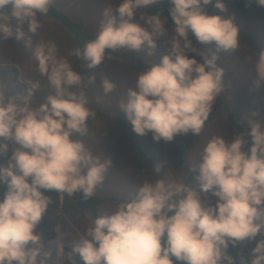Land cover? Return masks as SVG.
<instances>
[{"label":"clouds","instance_id":"obj_1","mask_svg":"<svg viewBox=\"0 0 264 264\" xmlns=\"http://www.w3.org/2000/svg\"><path fill=\"white\" fill-rule=\"evenodd\" d=\"M55 0H0V41L14 38L31 48L40 76L48 82V94L35 108L33 97L39 81H29L22 103L0 93V264H50L45 237L37 226L52 203L45 192L54 191L85 201L96 195L106 180L112 161L94 155L82 137L86 121L95 118L88 107L83 77L70 57L94 69L121 50L153 56L157 39L168 35L167 19L147 14L162 0H119L105 8L93 38L61 56L53 41L32 45ZM172 22L170 50L138 71L118 108L138 136L171 142L178 135L198 137L223 91L224 68L220 53L239 47V28L233 17L209 15L212 5L226 12L224 0H168ZM252 2V0H249ZM264 8V0H254ZM8 8L9 11H4ZM39 14V15H38ZM14 20L15 25L10 21ZM137 20L143 22H137ZM27 25V34L22 30ZM214 45L207 54L194 46ZM110 50V51H106ZM194 54L189 56L188 54ZM200 56L202 62L195 57ZM255 87L264 82V49L255 54ZM89 76L87 84H93ZM105 96L117 84L102 77ZM256 115V113H253ZM154 166L151 175L134 193L120 200L112 211L90 220L69 254L82 264H237L228 254L255 242L247 264H264V124L248 119L246 132L226 139L213 136L200 151L196 171L198 187L166 180ZM215 198L210 202L208 194ZM63 198V195L60 196ZM261 239L256 240L257 236ZM174 258V259H173Z\"/></svg>","mask_w":264,"mask_h":264},{"label":"rangeland","instance_id":"obj_2","mask_svg":"<svg viewBox=\"0 0 264 264\" xmlns=\"http://www.w3.org/2000/svg\"><path fill=\"white\" fill-rule=\"evenodd\" d=\"M240 1V0H234ZM119 0H55L52 5L62 11L70 20L86 27L90 32V39L94 37L98 30L99 21L105 8L115 9ZM168 3V0H162ZM227 11L220 13L212 5L204 7V11L209 15H221L224 18L233 17L234 23L239 28L240 47L235 52L220 53L217 61L218 66L224 68L223 91L214 104L209 121L206 122L203 132L198 136L195 145L187 154L186 160L190 168L194 167L200 157V151L204 144L213 136L222 135L226 139L238 133L235 125H239L245 132L248 129V119L261 120L264 124V82L259 88L255 87L254 81L257 79L253 65L255 54L264 49V9L253 10L249 8H237L225 3ZM163 5L157 4L155 12H159ZM145 8V10H153ZM9 11L8 8H6ZM161 14V13H160ZM39 15V14H38ZM48 15V14H47ZM161 18L165 19L162 14ZM40 29L31 37L32 45L41 41H53L58 46L61 56L74 48L73 35L62 25L47 17H39ZM143 26V22L137 20ZM165 27L168 35L157 39V49L153 56L144 52L135 53L125 50L113 53L111 60H105L94 69H88L86 63L80 60V64L70 61L76 71L83 77L85 82V92L89 100L88 107L95 112V118L86 121L89 129L88 134L81 139L94 155L102 159L108 156L112 161V168L107 173L106 180L96 191V197L115 198L116 201H106L99 206V214H107L113 210L115 205L122 199L134 193L135 187H139L145 179H155V174L151 175L154 166L162 164V172L159 174L166 180L178 181L186 178L185 183L193 188L198 187L196 176L198 173L192 171L193 175H188L179 165V153L186 143L187 135H178L171 142H154L151 133L146 136H138L132 132L130 123L124 113L118 108L119 103L125 98L128 87L138 71L143 70L137 63L127 55H133L149 66L152 62L159 63L160 57L167 54L170 45L171 25L167 21ZM22 30L27 34V25L22 26ZM244 33L248 34L254 46L258 49L250 48L245 41ZM195 47L201 51L211 54L214 45H203L191 37ZM189 56L194 54L189 53ZM202 62L200 56L195 57ZM89 76H94L93 84H87ZM106 77L111 82L117 84L116 89L105 96L100 86L101 78ZM29 81H39V93L33 97L31 107L35 108L43 102V98L48 94V82L45 77L40 76L37 71L36 62L32 57L31 48H25L23 41H16L10 38L0 41V93L5 98L13 96L17 103L23 102V97L27 95L26 88ZM256 113V115H253ZM102 114L107 116L104 117ZM232 115L233 119L230 118ZM113 117H117L128 123L126 128L114 122ZM134 143L138 145L141 153L138 152ZM13 146H9V152ZM8 152V153H9ZM6 155L0 158L3 163ZM45 195L55 199L57 204H50L43 221L56 234L53 241L45 239L46 250L51 246L56 247L55 255L50 259V264H63L66 255L64 247L72 249L79 236L83 234L84 228L93 219L82 206L77 203V196H67L54 191L45 192ZM63 195V198L60 196ZM210 202L214 203L215 198L208 194ZM257 240V239H256ZM255 240L245 242L240 246L237 253V262L247 264L250 257L251 248L255 246ZM174 259V258H173Z\"/></svg>","mask_w":264,"mask_h":264},{"label":"trees","instance_id":"obj_3","mask_svg":"<svg viewBox=\"0 0 264 264\" xmlns=\"http://www.w3.org/2000/svg\"><path fill=\"white\" fill-rule=\"evenodd\" d=\"M224 3L229 4L230 6H234L237 8H249V9H253V10H261L264 8H259L255 3L254 0H252V2H249V0H240V1H234V0H224ZM161 5H163V7L161 9H159V13L162 14V16L164 18L167 19V21L170 23L171 27H172V22L170 17L168 16V10L171 7L170 4L168 3H160ZM157 5L154 6L153 10H145L144 11L151 15V14H156L155 9H156ZM212 8H214L212 6ZM4 11L7 12L6 9H4ZM52 19H54L56 22H58L60 25H62L65 29H67L68 32H70L73 35V39H74V48L75 47H82L85 43V41L90 39V32L86 27H83L79 24H77L76 22H73L72 20H70L62 11H60L57 8H54L53 6L50 7L49 12L47 13ZM11 24L15 25V21L12 20L10 21ZM244 38L246 41V44L252 48V49H258L256 46L253 45L251 38L248 34L244 33ZM259 51L261 49H258ZM106 51H110V50H106ZM126 57H128L129 59L135 61L137 63V65L139 67H141L142 69L148 67L145 64H143V62L141 60H139L137 57H134L133 55H127ZM74 62L76 64H80V60H76L75 57H73ZM102 116L106 117L107 116L105 114H102ZM232 117V115H230ZM112 120L114 122H117L119 124H121L122 126L128 128L130 127L128 125V123H126L125 121H123L120 118H115L113 117ZM209 121V120H208ZM207 121V122H208ZM237 128L238 133H242L245 132L239 125H235ZM198 137H193L191 135V133H189L187 135V139H186V143L183 145L180 153H179V157H178V162L180 167L188 174V175H193L192 171H189L191 168L188 166L187 164V154L190 152V150L193 148V146L195 145V142L197 140ZM134 147H136V149L138 150L139 153V147L137 144L134 143ZM11 154V151L6 155L5 160L3 163H5L8 159V156ZM3 188H0V199L3 198ZM77 203L78 205L82 206L85 210L88 211V213L91 215L92 218H95L96 216L100 215L98 212L99 206L106 202V201H116L117 199L115 198H100V197H96L94 196L93 198L85 201L81 198L80 194H77ZM52 204H57L55 199H52ZM38 230H42L44 237L47 241H53L56 238V234L54 231L49 230L48 226L46 225V223L42 220L40 222V224L37 226ZM257 240L261 239V237L258 235L256 237ZM241 244H237L236 247H232L231 245H229L228 248V254L235 257L236 261H237V253L238 250L240 248ZM51 252V258L55 255L56 253V247L55 246H51V249L49 250ZM63 251L66 255V258L63 262V264H82V262L79 260V257H74V262L69 260V254L71 253V249L69 247H64ZM50 258V259H51ZM237 264H239L237 262Z\"/></svg>","mask_w":264,"mask_h":264}]
</instances>
